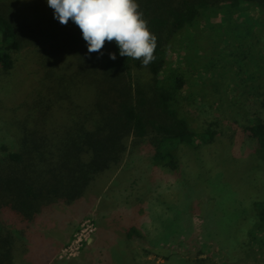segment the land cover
Masks as SVG:
<instances>
[{"label": "trees", "instance_id": "obj_1", "mask_svg": "<svg viewBox=\"0 0 264 264\" xmlns=\"http://www.w3.org/2000/svg\"><path fill=\"white\" fill-rule=\"evenodd\" d=\"M137 3L157 37L155 59L147 66L121 57L114 42L106 43L102 56L89 54L78 26L71 20L60 24L47 0H0V81L12 76L25 52L41 68V77L31 82L26 99L12 109V118L0 123V264H17L18 243L30 238V231L45 216L60 207L90 201L132 151H143L154 168L177 181L182 177L183 184L197 174L193 161L194 169H187L185 146L195 150L193 157L200 167L206 158L211 161L205 165L209 172L214 169L211 174L225 165V152L235 172L245 157L252 156L248 164L253 169L259 165L252 163L264 162V91L254 111L228 122L219 107L220 114L194 129L183 110L188 99L186 71L170 65L174 49L195 43L206 24L213 25L212 18L223 15L214 24V36L227 45L213 50L218 59L211 64L215 67L219 57H230L252 70L248 78L259 79L255 73H264V19L254 25L238 15L251 9L264 13V0ZM112 52L116 60L110 59ZM260 87L264 89L263 82ZM245 134L251 143L247 146L241 142ZM205 151L212 154L204 157ZM222 172L223 185L233 188L232 175ZM104 177L101 188L92 191ZM214 178L209 179L210 185ZM251 212L246 228L239 227L240 240L231 237L229 245L219 242L232 263L264 245V196L254 201ZM229 219L232 224L233 217ZM132 228L128 238L137 233ZM194 251L199 257L198 248ZM198 261L217 264L212 257ZM260 261L257 257L255 263Z\"/></svg>", "mask_w": 264, "mask_h": 264}, {"label": "rangeland", "instance_id": "obj_2", "mask_svg": "<svg viewBox=\"0 0 264 264\" xmlns=\"http://www.w3.org/2000/svg\"><path fill=\"white\" fill-rule=\"evenodd\" d=\"M223 18H212L213 25L207 23L195 43L178 46L170 55L171 67L186 71L188 99L183 102V110L194 129L205 126L215 114L222 113L228 122L239 119L240 114L257 109L263 98L260 82L264 85V73H255L259 79L248 78L252 70L235 64L230 57H219L216 66L212 65L217 58L213 50L218 52L227 45V41L214 36V24ZM238 18L259 25L264 13L251 9ZM40 77V66L25 52L12 76L0 81L1 124L12 118V109L23 103L27 88ZM248 139L245 134L241 142L247 146L251 144ZM251 141L253 145L257 142L254 138ZM194 151L185 146L187 169H194L193 161L197 174L184 184L182 177L177 181L175 176L154 168L143 151L130 152L123 167L90 201L60 207L45 216L39 227L30 231V238L18 243L17 264H200L198 260L204 257H212L217 264H256L259 257L264 264L263 244L236 263L219 248V242L229 245L231 237L241 239L239 227L246 228L254 201L264 196V162L252 163L259 165L253 169L248 164L252 156L245 157L235 172L225 152V165L211 174L214 169L209 172L206 168L211 161L206 158L200 167ZM211 151H205L204 157ZM222 169L227 176L232 175L233 188L223 185ZM216 176L218 179L210 185L209 179ZM105 180L101 179L92 191L101 188ZM132 227L138 234L128 238ZM195 247L201 253L199 257L195 256Z\"/></svg>", "mask_w": 264, "mask_h": 264}, {"label": "clouds", "instance_id": "obj_3", "mask_svg": "<svg viewBox=\"0 0 264 264\" xmlns=\"http://www.w3.org/2000/svg\"><path fill=\"white\" fill-rule=\"evenodd\" d=\"M54 18L67 25L71 20L80 29L88 53H100L114 42L121 57L140 60L144 66L155 59L157 37L139 10L137 0H47ZM116 60L115 52L109 53Z\"/></svg>", "mask_w": 264, "mask_h": 264}, {"label": "built area", "instance_id": "obj_4", "mask_svg": "<svg viewBox=\"0 0 264 264\" xmlns=\"http://www.w3.org/2000/svg\"><path fill=\"white\" fill-rule=\"evenodd\" d=\"M89 228H90V230H92V227L90 226V224H89V226H88ZM89 230V229H88Z\"/></svg>", "mask_w": 264, "mask_h": 264}]
</instances>
